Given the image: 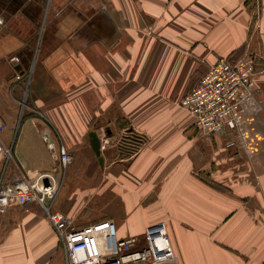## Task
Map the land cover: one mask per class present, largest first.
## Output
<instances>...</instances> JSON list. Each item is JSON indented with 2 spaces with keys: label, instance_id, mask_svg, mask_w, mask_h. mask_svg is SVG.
Wrapping results in <instances>:
<instances>
[{
  "label": "crops",
  "instance_id": "0c3cea01",
  "mask_svg": "<svg viewBox=\"0 0 264 264\" xmlns=\"http://www.w3.org/2000/svg\"><path fill=\"white\" fill-rule=\"evenodd\" d=\"M246 51L264 59V0H0V116L9 118L26 82L40 115L15 140L28 141L35 174L52 170L65 145L73 164L53 209L76 228L112 220L120 240L136 239L135 251L146 247L149 227L164 223L175 260L161 264H262L264 123L242 147L236 135L196 132L178 106L212 64ZM255 82L251 112L259 114L264 83ZM110 107L117 115L100 117ZM98 123L114 142L101 150L102 165L89 137L100 136L90 128ZM129 132L142 141L127 154L116 141ZM87 164L94 171L85 186ZM88 195L94 209L82 216ZM64 258L40 207L0 214V264Z\"/></svg>",
  "mask_w": 264,
  "mask_h": 264
},
{
  "label": "built area",
  "instance_id": "2783aa9c",
  "mask_svg": "<svg viewBox=\"0 0 264 264\" xmlns=\"http://www.w3.org/2000/svg\"><path fill=\"white\" fill-rule=\"evenodd\" d=\"M12 60L19 61L17 57ZM256 75V59L251 52L246 51L233 59H219L178 101V106L192 117L201 135H236L244 147L246 133L240 113L247 107L256 110ZM4 129L0 120V162L12 157V148L6 147L1 137ZM227 147L236 148V141H229ZM53 157L60 168L65 169L72 162V156L64 146L58 147ZM61 177L55 167L48 172H38L31 178L0 183V214L15 206L25 211L32 204L40 207L64 250L66 264H125L149 260L152 264H161L175 260L164 223L149 227L145 233L146 247L135 251L132 247L136 239H118L112 220L76 228L72 219L53 209L63 185Z\"/></svg>",
  "mask_w": 264,
  "mask_h": 264
},
{
  "label": "rangeland",
  "instance_id": "374dc122",
  "mask_svg": "<svg viewBox=\"0 0 264 264\" xmlns=\"http://www.w3.org/2000/svg\"><path fill=\"white\" fill-rule=\"evenodd\" d=\"M254 55H255V59H256V74H257L256 77L258 78L259 82L264 83V59L261 56H257L256 54H254ZM11 61H13V60L11 59ZM13 62H15V61H13ZM12 74H13V77H12V75H9L7 78H9L10 80H12V79L14 80L16 78L15 77L16 74H14V73H12ZM19 90H20V93H18L19 98L17 100L13 99V98L11 99V103L15 106V108H14V110H9V114H8L9 118L7 119V117L5 115H4L5 117L0 116V120L4 123V126H5V129L1 134L2 140H3L4 144L6 145V147L12 148V157L9 160H2L0 162V183H11V182L18 180V179L31 178L32 175L35 174L34 172H31V162L28 163V160L29 159L31 160V153L28 152L29 146L26 144V143H28V141L27 140L20 141V140H15V139L22 132H31V117L32 116H39L40 112L37 109H32L30 104H29V99H28L29 93L27 90L26 82H24L23 85H21ZM28 104H29V106H28ZM170 110L172 113L178 109L172 107ZM115 112H117V111L114 110L113 108H111V109L106 108L105 111L100 109V117L101 116H107V115L114 117L115 115H117V113H115ZM240 118L243 122V131L246 133V137H247L248 132L258 134V131H260V129H259V127L257 129L256 122H258V126H259V123H261V122L264 123V109L261 113L255 114V113L251 112V109L249 107H247V109H244V111L242 113H240ZM105 126H107L105 123H98V124L90 125V128H95V129H97V131H99V135H100L99 138H101V143H103L102 145L104 147H106V149H108V148H110L111 145L114 144V142L112 140H109L106 137V134L104 132ZM45 131L52 132L55 139L56 140L58 139V132L56 131L54 125L47 123ZM195 131L199 132V130L197 128L195 129ZM263 131H264V128H263ZM128 137H131L132 139H134V141L135 140L142 141V138L140 136H138V134H136V133L131 134L129 132L126 134L125 137L119 139L118 142L116 141L118 147ZM46 140L47 141H45V146L47 145L46 146L47 149L48 148L50 149L51 148L50 147L51 143L49 141V140H51L50 136H49V139L46 138ZM261 140H262V142H264L263 139H260L258 141V144L261 142ZM19 142L21 144L17 147L18 149L16 152V146L15 145H16V143L19 144ZM139 143L140 142H138V144ZM248 144H249V141H248ZM60 146L65 147V145L63 143H59L58 147H60ZM138 146L139 145H137V147ZM83 147L86 149H88L90 147L88 138L84 139ZM249 147H256V144L250 145ZM19 149L24 150V152H22V154H21V151ZM54 163H55V165L52 166V169L56 167V169L59 172V175L62 176L61 177L62 183L63 184L66 183L67 177L70 174L69 173L70 166H71V164H73V159H72V162L65 169L60 168L58 163H56L55 161H54ZM87 165L88 166H85L83 171H82V177H83V182L85 183V186L88 185L87 182L89 179H91V176H92L93 171H94L93 166H91L90 164H87ZM48 171H50V170L43 171V172H48ZM77 174H79V173H77ZM74 185H73V187H74ZM86 188L87 187H85V189ZM92 201H93V199H91V197L89 195L85 196L82 199V201H81L82 204H84L86 206L87 205L90 206L88 209L84 210V213H82V216H87V215L92 214V211L94 209ZM64 257H65V253H64Z\"/></svg>",
  "mask_w": 264,
  "mask_h": 264
},
{
  "label": "water",
  "instance_id": "95a60500",
  "mask_svg": "<svg viewBox=\"0 0 264 264\" xmlns=\"http://www.w3.org/2000/svg\"><path fill=\"white\" fill-rule=\"evenodd\" d=\"M127 123H128V121H123L120 124V127L125 126ZM89 137H90L91 148L94 151L96 157L98 158L100 165H102L103 164V157L101 156V140L95 131H91L89 133Z\"/></svg>",
  "mask_w": 264,
  "mask_h": 264
},
{
  "label": "trees",
  "instance_id": "16d2710c",
  "mask_svg": "<svg viewBox=\"0 0 264 264\" xmlns=\"http://www.w3.org/2000/svg\"><path fill=\"white\" fill-rule=\"evenodd\" d=\"M138 142H140V141L139 140L134 141V139H132L131 137H128L122 143L121 148H122V150H124V153L129 154L137 148V145H139Z\"/></svg>",
  "mask_w": 264,
  "mask_h": 264
}]
</instances>
